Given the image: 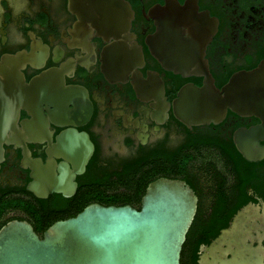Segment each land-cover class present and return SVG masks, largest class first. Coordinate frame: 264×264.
Wrapping results in <instances>:
<instances>
[{
    "label": "flooded vegetation",
    "instance_id": "af4514ba",
    "mask_svg": "<svg viewBox=\"0 0 264 264\" xmlns=\"http://www.w3.org/2000/svg\"><path fill=\"white\" fill-rule=\"evenodd\" d=\"M189 47L217 88L254 68L264 0H0V226L25 220L41 235L138 174L182 180L195 195L179 264H199L246 205L245 244L264 246V156L247 161L232 140L258 120L183 115L179 89L203 79L181 74ZM45 171L70 174L69 195L36 196L29 186Z\"/></svg>",
    "mask_w": 264,
    "mask_h": 264
},
{
    "label": "water",
    "instance_id": "95a60500",
    "mask_svg": "<svg viewBox=\"0 0 264 264\" xmlns=\"http://www.w3.org/2000/svg\"><path fill=\"white\" fill-rule=\"evenodd\" d=\"M184 58L188 70L181 74L203 79L200 86L179 89L183 115L195 125L215 124L226 110L253 116L258 123L235 130L232 140L245 160H260L264 156V146L259 144L264 140V59L250 70L231 74L217 88L196 50ZM83 146L85 160L91 147L85 139ZM70 176L38 172L29 189L38 197L51 191L67 196L73 188ZM194 212L195 195L184 181L158 177L145 185L138 209L129 204L88 203L75 215L52 222L40 236L25 220L7 221L0 226V264H179ZM252 212L249 205L238 211L230 227L203 249L198 263L264 264V246L245 244L253 229L246 222Z\"/></svg>",
    "mask_w": 264,
    "mask_h": 264
},
{
    "label": "trees",
    "instance_id": "16d2710c",
    "mask_svg": "<svg viewBox=\"0 0 264 264\" xmlns=\"http://www.w3.org/2000/svg\"><path fill=\"white\" fill-rule=\"evenodd\" d=\"M131 176V178L127 181V183L124 185V189L120 190L118 193H115L113 195H108V197H104L100 202L102 205H123V204H129L132 207L138 206L139 198L143 193L144 187L146 185V180L142 176H138V174L135 175H128L127 179ZM134 178V181L132 182ZM124 183V182H123ZM136 209H138L136 207ZM35 233L40 236L39 231L37 229L33 228ZM188 239L186 236L185 242L182 244L181 247V261H183L186 256V251H188Z\"/></svg>",
    "mask_w": 264,
    "mask_h": 264
}]
</instances>
